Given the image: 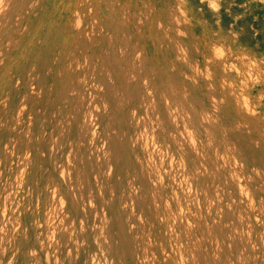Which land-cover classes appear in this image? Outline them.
<instances>
[{"label": "rangeland", "instance_id": "374dc122", "mask_svg": "<svg viewBox=\"0 0 264 264\" xmlns=\"http://www.w3.org/2000/svg\"><path fill=\"white\" fill-rule=\"evenodd\" d=\"M0 264H264V0H0Z\"/></svg>", "mask_w": 264, "mask_h": 264}, {"label": "bare ground", "instance_id": "6f19581e", "mask_svg": "<svg viewBox=\"0 0 264 264\" xmlns=\"http://www.w3.org/2000/svg\"><path fill=\"white\" fill-rule=\"evenodd\" d=\"M96 108V107H95ZM68 123V122H67ZM81 128V127H80ZM64 174V173H63Z\"/></svg>", "mask_w": 264, "mask_h": 264}, {"label": "crops", "instance_id": "0c3cea01", "mask_svg": "<svg viewBox=\"0 0 264 264\" xmlns=\"http://www.w3.org/2000/svg\"><path fill=\"white\" fill-rule=\"evenodd\" d=\"M234 4V3H233Z\"/></svg>", "mask_w": 264, "mask_h": 264}]
</instances>
